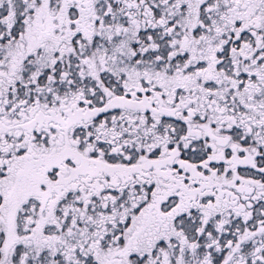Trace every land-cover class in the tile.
<instances>
[{"label": "snow or ice", "instance_id": "6c2138e0", "mask_svg": "<svg viewBox=\"0 0 264 264\" xmlns=\"http://www.w3.org/2000/svg\"><path fill=\"white\" fill-rule=\"evenodd\" d=\"M0 264H264V0H0Z\"/></svg>", "mask_w": 264, "mask_h": 264}]
</instances>
